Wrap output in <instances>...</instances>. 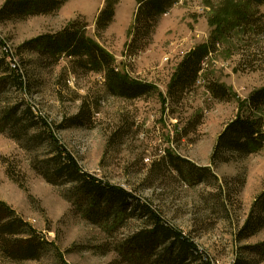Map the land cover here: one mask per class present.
Segmentation results:
<instances>
[{"label":"rangeland","instance_id":"1","mask_svg":"<svg viewBox=\"0 0 264 264\" xmlns=\"http://www.w3.org/2000/svg\"><path fill=\"white\" fill-rule=\"evenodd\" d=\"M140 1L120 0L104 32L96 22L107 0H69L50 15L0 22L5 62L0 78L7 69L19 70L28 84L27 91L3 89L0 97V201L46 243L37 260L26 261L10 257L0 240V264H132L121 244L147 229L137 218L115 229L87 219L77 185L49 179L54 172L47 164L57 153L43 131L58 139L83 173L152 204L195 242L200 257L184 264H264L257 251L264 229L239 239L264 191V149L228 163L211 161L219 135L264 88V6L248 0H174L135 44ZM73 22L114 58L117 71L158 92L116 98L107 92L105 74L86 73L77 59L21 49L39 37L61 34ZM203 46L211 50L194 84L180 96L172 93L180 64ZM214 85L226 86L234 96L214 97ZM13 109L32 124L25 134L14 130L13 121L3 123ZM170 155L209 168L212 175L189 186L169 164Z\"/></svg>","mask_w":264,"mask_h":264},{"label":"trees","instance_id":"2","mask_svg":"<svg viewBox=\"0 0 264 264\" xmlns=\"http://www.w3.org/2000/svg\"><path fill=\"white\" fill-rule=\"evenodd\" d=\"M68 1L6 0L0 9V22L50 15L57 12ZM119 1L107 0L105 8L101 11L96 22L98 32H104L113 21L115 7ZM173 2L174 0H141L139 2L134 28L135 44L139 42L144 30H149V33L153 31L159 16L166 13ZM248 2L253 6H264V0H248ZM0 45H4V43L0 41ZM27 47H30L31 50L41 51L45 55L50 53L54 58L62 54L73 57L78 60L79 69L86 73L90 71L104 73L107 92L113 97L128 101L158 92V89L153 85L131 79L125 73L117 71L113 67L114 58L100 45L92 40H87L83 30L77 27L75 22L70 23L69 27L61 34L39 37L27 42L21 49ZM210 50L209 46H203L185 57L178 68L176 78L170 85L172 93H178L180 96L194 84ZM4 64V61H0V71ZM7 71L9 74L0 78V97L6 88L8 91L12 88L27 91L28 84L24 74L14 69H7ZM210 90L214 97L220 100L227 98L229 94L231 97L234 96L224 85H214ZM84 104V107L88 106L90 109L89 105ZM241 112L219 135L211 158L212 164L228 163L237 158L259 153L264 149V88L255 91L250 96L246 110ZM17 113L14 109L9 114L5 113L4 115L7 116L3 119V123H8L11 120L14 130L18 129L21 134H25L27 128L32 124H27L17 117ZM83 115L87 118L88 113L85 112ZM42 121L44 127L49 129L48 121L44 119ZM43 133L57 153L50 164H47L54 172V177L49 174L50 178H48L52 181L55 178L57 181L58 179H63L65 182L68 180L77 185L74 188L77 189V194L83 198L86 206L84 214L87 219L93 223L104 222L112 229L121 227L135 218L144 221L147 229L140 230L121 244L123 256L132 264L141 262L184 264L190 257L195 259L200 257L195 242L171 226L160 210L152 204L143 203L132 192L122 187L102 182L83 173L72 154L59 146L58 139L52 136L50 131H43ZM170 157L169 164L175 168L189 186L204 183L208 179V174H211L209 168L197 169L185 159L173 155ZM262 229H264V191L256 198L250 214L239 232V239L253 236ZM25 235L28 237L25 238ZM0 240L3 251L10 257L26 261L37 260L44 253L46 246V243L37 236L32 227L1 201ZM257 251L261 256H264V244L258 247Z\"/></svg>","mask_w":264,"mask_h":264}]
</instances>
